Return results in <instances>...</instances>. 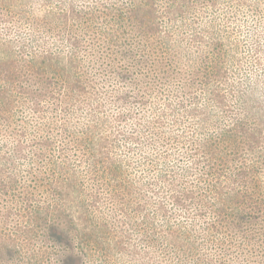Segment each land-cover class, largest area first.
<instances>
[{
	"label": "trees",
	"instance_id": "1",
	"mask_svg": "<svg viewBox=\"0 0 264 264\" xmlns=\"http://www.w3.org/2000/svg\"><path fill=\"white\" fill-rule=\"evenodd\" d=\"M46 2L50 4L53 1ZM43 6L42 9L35 8L33 16L44 22L47 18ZM64 22L67 44L64 53L72 61V67L78 62L91 70L96 67L99 75L93 76V81L89 82L80 77L77 69L78 76L73 72L75 75L69 80L70 90L74 100L80 97L76 105L83 106L74 108L69 120L102 117L111 108L125 110L126 114L121 119H134L133 127L144 130L143 135L146 132L149 136V140L141 145V141L129 140L135 143L131 144L133 153L129 158L137 162L138 172L145 178L144 183L138 186L155 187L158 182L153 175L160 173L158 168L164 169L168 165L163 162L171 158L186 159L184 170L198 174L195 178L198 188L208 189L211 195L218 197L210 200L217 203L223 201L221 206L226 209L222 221V225L224 221L226 223L224 232L222 229V233L216 235L214 232L218 228L212 225L214 232L210 235L211 239L205 240L214 246L219 235L222 242H233L247 253L259 251L264 260V249L256 248L257 242L264 241V213L258 217L251 210L247 213L245 209L231 206L235 202L233 199L251 200L253 197L247 190L254 193L257 189V201L259 195L264 193V179L257 175L258 167L264 166V147L246 148L251 138L245 131L246 137L243 136L238 127L257 128L264 123V0H75L71 17ZM38 29H35V35H40ZM48 29L46 35L53 44L55 40L50 39L52 28ZM52 53H43L46 69H40L37 76L33 75L43 85L47 84L38 99L48 102L52 99L47 92L51 74L58 73L50 68ZM138 109L147 115V119H138L141 115L137 114L142 112ZM31 111L33 117L36 116L41 148H50L54 131L59 128L57 107L44 105ZM163 120L170 122V125L177 123L178 127L193 122L198 128L192 132L185 129L183 136H175L170 131L164 133ZM222 124L232 126L228 128ZM69 129L71 141L67 145L74 142L71 148L86 145L92 151L76 163L83 169L78 173L79 179L88 178L92 184L95 182L92 173H97L114 190L127 183V168L130 165L123 161L122 165L117 164L118 161L109 165L110 158L104 155L101 147L98 149L91 129L92 137L88 139L82 137L81 131L73 125ZM203 140L222 146L221 152L216 149L215 164L206 163L215 158L209 148H203ZM162 151L168 154L162 155ZM236 154L242 155L243 159L240 158L242 156L231 161L226 158ZM72 158L63 156V164L73 166L70 163ZM48 159L56 162L48 167L53 176L48 182L51 186L54 182L65 180L63 186H58L65 199L69 197V191L64 192L68 187L65 184L71 186L76 182L77 173L65 179L67 173L64 166L56 158ZM229 161L232 169L228 170V178L234 175V170L237 180H247L251 187L246 190L237 182L233 183L235 185L229 189L231 192H234V188L241 190L235 193L237 196L219 187L217 181L214 182L215 166L219 173L225 172L223 167ZM148 164L152 166L149 168ZM108 165L113 167L108 169ZM58 170L64 174L56 178ZM249 173L256 174L251 179L253 183ZM168 180V177H163L159 181L167 183L165 187H173ZM182 190H191L183 196L186 203L198 200L196 196L193 197L194 188ZM119 205L124 206L121 202ZM48 215L39 222L41 236L45 240H53L61 248H66L64 245L71 243V240H77V225L72 220L62 221L57 210L50 211ZM35 222L38 223V220ZM122 222L127 224L125 220H117L113 226L120 230ZM92 224L96 230L89 236L82 235L88 237V243L99 245L106 256L110 248L109 236L104 241L101 236L108 230L98 227L97 221ZM202 235L199 238L203 241ZM182 251L189 253V246L188 252L185 248ZM156 252L159 253V250ZM227 253L230 254V248H227ZM149 254L154 261L152 253ZM233 254L240 255L239 252ZM60 258V264H81L67 253Z\"/></svg>",
	"mask_w": 264,
	"mask_h": 264
},
{
	"label": "rangeland",
	"instance_id": "2",
	"mask_svg": "<svg viewBox=\"0 0 264 264\" xmlns=\"http://www.w3.org/2000/svg\"><path fill=\"white\" fill-rule=\"evenodd\" d=\"M52 1L48 4L46 0H29V3L28 0H0V264H60V256L64 253L81 264H264L259 251L247 253L233 242H222L219 235L216 236L218 241L214 246L205 240L214 232L212 225L218 228L215 234H220L222 229L224 232L226 223L224 221L222 225V221L226 209L221 206L223 201L217 203L210 200L216 199V195H211L208 189L198 188L195 179L198 174L194 175L192 170H184L186 159L171 158L170 161L168 159L163 162L168 165L164 169L158 168L160 173L153 175V179L158 182L155 187L138 186L144 183L145 178L138 172L137 162L129 158L133 153L131 144H135L129 140L141 141V145L149 140V136L146 132L143 135L144 130L133 127L134 119H121L126 114L125 110L120 107L111 108L102 117L98 115L96 118L69 120L71 111L83 106L76 105L80 102V97L75 101L70 90L69 80L76 74V69L84 81L92 82L91 78L99 75L96 73V67L91 70L81 66L79 62H73V68L72 61L64 53L67 45L64 39V21L71 17L75 0ZM43 4L47 18L44 22L33 16L35 8L42 9ZM63 18L65 20H62ZM38 27L40 35H35V29ZM49 27L52 28L50 39L55 40L53 44L49 35H46ZM48 51H53L50 68L58 71L51 74V84L48 85L47 92L52 97L50 102L38 99L47 84L43 85L33 77L37 76L40 69H46V58L43 55ZM61 72L64 74H60ZM44 105L57 107L59 126L50 140L51 147L45 149L41 148L42 140L41 135L38 136L37 133L36 116L33 117L31 111ZM137 115H141L138 119L142 121L147 119L143 111ZM54 118L52 120L56 125ZM161 124L164 133L170 131L175 136H183L185 129L192 132L198 128L193 122H190L192 126L186 123L182 127H178L177 123L170 125V122L164 120ZM71 125L81 131V136L87 139L92 137L90 129L93 131L98 149L101 147L104 155L110 158L109 165H114L117 161V164L122 165L123 161L130 165L127 168L129 174L125 185L114 190L97 173H92L95 181L92 184L88 178L79 179L78 173L83 169L76 163L92 151L86 145L73 149L71 145L74 146V142L67 145L71 141L68 135ZM221 126L229 128L232 124ZM238 127L243 136L246 137L243 132L245 131L251 138L246 148L264 147V123H260L257 128ZM145 131L148 132L146 127ZM47 143L49 144V141ZM209 143L203 140V148H209L215 158L206 161L212 165L217 159L216 149L221 152L222 146L216 143L208 145ZM50 149L53 151L50 152ZM134 150H137V147H134ZM161 154L168 153L162 151ZM63 156L76 157L70 160L73 166L63 164ZM240 156L242 155L236 154L226 158L231 161ZM48 158H56L58 163L64 166L67 173L65 179L72 178L73 173H77L76 182L71 186L65 184L68 187L64 192L69 191V197L65 199L58 191V186H63L65 180L54 182L51 186L48 182V179L53 177L48 167L56 163ZM240 158L243 159V156ZM230 161L223 167L225 172L219 173L215 166L214 182L217 181L219 187L237 196L235 193L241 190L234 188V192H231L229 187L235 185L233 183L237 182L243 189L251 187L247 180H237V172L234 170V175L228 178V170L232 169ZM151 166L152 164H148L149 168ZM257 170L258 177L262 176L264 179V166L260 165ZM63 174L58 170L56 178ZM251 174L249 179L252 182L251 179L256 174ZM163 177H168L173 187H165L167 183L159 181ZM181 188H194L193 197L196 196L198 200L186 203V197L183 196L191 190L181 191ZM255 191L257 192V189ZM247 192L253 197L251 200L233 199L235 202L231 206L245 209L247 213L251 210L260 217L264 213V193L259 195L260 203L256 199V192ZM120 202L124 206H120ZM54 210L58 211V217L62 221L72 220L77 225V240L68 242L64 245L66 248H61L53 240H45L41 236L42 228L39 222L44 221L50 211ZM35 220H38V223ZM117 220H125L127 224L122 222L119 230L113 226ZM95 221L98 227H106L108 230L101 236L103 241L109 236L110 248L106 256L99 245L88 243V237L83 236H89L96 230L92 224ZM201 234L203 241L199 238ZM188 246L189 253H184L182 249L185 248L188 252ZM227 248H230V254L227 253ZM256 248L264 249V241L257 242ZM158 250L159 253L156 252ZM238 252L240 255L233 254ZM149 253H152L154 261Z\"/></svg>",
	"mask_w": 264,
	"mask_h": 264
}]
</instances>
